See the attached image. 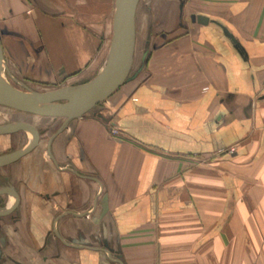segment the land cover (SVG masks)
I'll return each mask as SVG.
<instances>
[{
  "label": "crops",
  "instance_id": "0c3cea01",
  "mask_svg": "<svg viewBox=\"0 0 264 264\" xmlns=\"http://www.w3.org/2000/svg\"><path fill=\"white\" fill-rule=\"evenodd\" d=\"M114 10L0 0L5 68L49 89L88 82ZM136 14L134 77L52 142L64 119L0 111L41 133L0 166L20 198L0 217V264H264V0H141ZM29 134L0 135V155Z\"/></svg>",
  "mask_w": 264,
  "mask_h": 264
},
{
  "label": "water",
  "instance_id": "95a60500",
  "mask_svg": "<svg viewBox=\"0 0 264 264\" xmlns=\"http://www.w3.org/2000/svg\"><path fill=\"white\" fill-rule=\"evenodd\" d=\"M141 0H115L112 23V40L106 63L102 70L91 80L79 86H62L36 91L20 89L5 76V57L0 36V105L41 117L64 119L60 128L50 138L58 135L67 124L89 113L106 101L122 85L131 80L137 44V11ZM200 23L219 22L203 15L193 16ZM221 25V24H219ZM222 26V25H221ZM229 36L232 35L229 33ZM235 42V41H234ZM236 43V42H235ZM238 46V44H236ZM21 130L32 133L33 139L28 146L11 153L0 155V166L8 165L31 152L40 142L41 133L36 126L28 122H15L0 126V135L12 134ZM11 193L16 199L13 207L0 209V217L13 212L19 204V194L15 188H0V195ZM118 261L121 262L119 259Z\"/></svg>",
  "mask_w": 264,
  "mask_h": 264
},
{
  "label": "rangeland",
  "instance_id": "374dc122",
  "mask_svg": "<svg viewBox=\"0 0 264 264\" xmlns=\"http://www.w3.org/2000/svg\"><path fill=\"white\" fill-rule=\"evenodd\" d=\"M180 28H182V27H180ZM111 40H112V37H111ZM139 53H140V50L138 48V50H137V60H139V56H140ZM4 73H5V76L7 77V79L11 82V84H13L14 86H16V87H18L20 89L28 90V89L32 88V90L36 89V91H45V90L49 89L46 86L34 85L33 83H31L28 80L27 81H23L21 78H20V80H18L19 78L15 75L14 71L11 72L7 67L5 68ZM14 78L18 81V83H17V81H15ZM3 109H7V108H5V106L0 105V111H2ZM10 110H11V112L14 113L15 120H18L19 117H21V118H23V117L29 118L31 116H36L33 113L30 114V113H24V112H21V111L18 112L17 110H14V109H11V108H10ZM8 118H9V116H8ZM4 119H6V118H4V114H2V115L0 114V123L7 121V120H4ZM29 137L31 139L32 135L29 134ZM14 147H16V146H14ZM7 206H8V204H7L6 198L5 197H0V209L6 208Z\"/></svg>",
  "mask_w": 264,
  "mask_h": 264
},
{
  "label": "built area",
  "instance_id": "2783aa9c",
  "mask_svg": "<svg viewBox=\"0 0 264 264\" xmlns=\"http://www.w3.org/2000/svg\"><path fill=\"white\" fill-rule=\"evenodd\" d=\"M13 77V76H12ZM15 79V78H14ZM15 81H17L16 79H15ZM17 83H18V81H17ZM111 132H112V134L114 135V136H117V135H120V130L117 128V127H113L112 129H111Z\"/></svg>",
  "mask_w": 264,
  "mask_h": 264
},
{
  "label": "bare ground",
  "instance_id": "6f19581e",
  "mask_svg": "<svg viewBox=\"0 0 264 264\" xmlns=\"http://www.w3.org/2000/svg\"><path fill=\"white\" fill-rule=\"evenodd\" d=\"M48 118V117H47ZM41 119H43V118H41ZM41 122H43V121H41Z\"/></svg>",
  "mask_w": 264,
  "mask_h": 264
}]
</instances>
